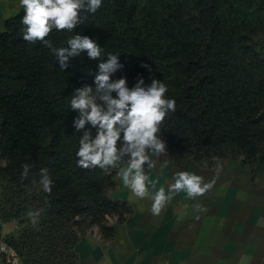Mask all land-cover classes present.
Returning a JSON list of instances; mask_svg holds the SVG:
<instances>
[{
	"label": "trees",
	"instance_id": "trees-1",
	"mask_svg": "<svg viewBox=\"0 0 264 264\" xmlns=\"http://www.w3.org/2000/svg\"><path fill=\"white\" fill-rule=\"evenodd\" d=\"M23 15L21 8L0 30V230L17 221L3 241L21 264H79L75 247L86 231L97 226L100 239H113L106 218L120 223L132 207L107 196L121 165L104 172L76 163L83 130L73 127L78 112L69 108L70 96L95 88L98 61L82 53L61 70L47 47L23 40ZM82 15L72 32L53 30L46 39L59 48L74 35L88 36L103 59L119 54L123 68L112 80L126 77L132 88L154 77L175 100L157 133L167 153L156 162L239 161L255 176L264 164V52L255 43L264 31V0H102L94 14ZM24 164L30 170L22 180ZM41 169L54 182L50 194L33 184Z\"/></svg>",
	"mask_w": 264,
	"mask_h": 264
},
{
	"label": "crops",
	"instance_id": "crops-1",
	"mask_svg": "<svg viewBox=\"0 0 264 264\" xmlns=\"http://www.w3.org/2000/svg\"><path fill=\"white\" fill-rule=\"evenodd\" d=\"M21 8L20 0H0V30ZM122 167L107 196L127 201L132 212L115 224V236L109 241L95 231L86 232L75 247L79 264H264V164L255 176L237 161L213 167L191 160L181 165L156 162L152 170L145 165L156 190L164 187L166 195L177 172L198 175L203 183L215 180L195 199L183 191L174 195L159 215L151 212L150 195L138 198L124 187ZM218 167L222 170L217 176ZM17 225L16 220L2 225L0 252L6 246L4 236L15 233Z\"/></svg>",
	"mask_w": 264,
	"mask_h": 264
},
{
	"label": "clouds",
	"instance_id": "clouds-1",
	"mask_svg": "<svg viewBox=\"0 0 264 264\" xmlns=\"http://www.w3.org/2000/svg\"><path fill=\"white\" fill-rule=\"evenodd\" d=\"M20 5L24 10L20 29L23 40L29 44L39 42L47 47L61 70H66L70 59L82 53L89 60L98 61V70L91 74L95 88L89 85L76 88L69 101V108L78 112L73 127L78 133L83 130L76 151L78 167H98L109 172L118 165H124L119 170L124 187L138 198L150 195L153 215H159L165 204L182 191L188 198L195 199L212 187L215 180L203 183L202 177L181 171L175 174L174 183L168 186L166 195L164 187L156 190V182L150 180L145 172V165L149 170L156 167L153 157L159 158L167 153L166 143L157 133L165 117L175 112L176 102L165 98L167 86L163 82L153 77L151 83L144 86L141 77L129 88L126 77L111 79L117 70L123 68L119 54L108 53L103 59V48L80 34L68 38L67 46L59 48L46 39L53 30L72 32L87 18L82 13L94 14L102 6V0H20ZM86 125L96 129L94 136L91 128H85ZM22 168L23 180L29 175L30 165L24 164ZM221 170L217 168V176ZM37 183L44 192L51 193L54 182L48 169L40 170L39 181L33 180L34 185ZM27 215L35 217L39 213L28 212Z\"/></svg>",
	"mask_w": 264,
	"mask_h": 264
},
{
	"label": "rangeland",
	"instance_id": "rangeland-1",
	"mask_svg": "<svg viewBox=\"0 0 264 264\" xmlns=\"http://www.w3.org/2000/svg\"><path fill=\"white\" fill-rule=\"evenodd\" d=\"M255 43H256V49L259 50V51L264 52V31L259 36L256 37ZM187 160L193 161L191 158H186L183 162H186ZM230 162H235V161H230ZM237 163L240 164L239 161H237ZM217 166H223V165H217ZM109 219L113 220V222L112 223H108ZM117 219H118L117 216H108L106 218L107 222H105V224L106 225H114L115 226V224H117ZM89 231L92 232V233L95 231L97 233V235L99 236V230H98L97 226H92L86 232H89Z\"/></svg>",
	"mask_w": 264,
	"mask_h": 264
},
{
	"label": "built area",
	"instance_id": "built-area-1",
	"mask_svg": "<svg viewBox=\"0 0 264 264\" xmlns=\"http://www.w3.org/2000/svg\"><path fill=\"white\" fill-rule=\"evenodd\" d=\"M113 220L109 219L108 223H112ZM20 263V259L15 253V251L9 247L5 246V248L0 252V264H18Z\"/></svg>",
	"mask_w": 264,
	"mask_h": 264
}]
</instances>
